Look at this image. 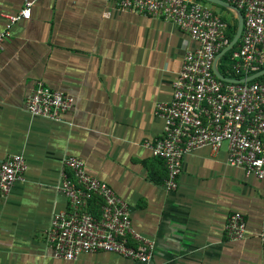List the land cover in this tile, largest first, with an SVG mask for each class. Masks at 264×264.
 Here are the masks:
<instances>
[{
  "label": "crops",
  "instance_id": "1",
  "mask_svg": "<svg viewBox=\"0 0 264 264\" xmlns=\"http://www.w3.org/2000/svg\"><path fill=\"white\" fill-rule=\"evenodd\" d=\"M26 1L0 0V30ZM201 1L238 24L233 9ZM11 33L0 48V162L22 153L27 169L0 194V264H264V180L229 164L224 143L186 152L169 190L164 161L146 145L162 135L156 103L171 100L184 55L196 45L187 32L113 0H34ZM226 53L219 69H227ZM38 79L74 97L61 120L27 111ZM68 154L128 203L133 229L155 241L148 263L110 251L53 256L44 230L68 206L59 189ZM235 211L247 223L241 240L226 234Z\"/></svg>",
  "mask_w": 264,
  "mask_h": 264
},
{
  "label": "built area",
  "instance_id": "2",
  "mask_svg": "<svg viewBox=\"0 0 264 264\" xmlns=\"http://www.w3.org/2000/svg\"><path fill=\"white\" fill-rule=\"evenodd\" d=\"M113 1L121 10L173 22L196 43L184 55L173 81L171 100L156 103L155 113L164 120L162 135L146 142L165 163L166 188L177 187L186 152L205 145L217 151L224 143L229 164L264 180V75L236 82L222 80L214 71L217 54L233 38L230 23L201 0ZM227 1L242 11L244 24L223 74L246 77L264 68V0ZM33 3L26 1L18 14L9 16L6 29L0 30V48L11 36L12 24L30 17ZM73 106L72 95L53 89L41 79L26 99L30 114L58 121ZM26 169L22 153L1 161L0 194L6 195L16 181H24ZM59 189L66 195L68 206L56 211L44 230L54 257L77 259L84 253L110 251L150 261L155 241L133 229L128 203L110 184L88 173L81 157L64 156ZM225 229L230 239H244V215L231 213ZM259 237L264 243L263 230Z\"/></svg>",
  "mask_w": 264,
  "mask_h": 264
},
{
  "label": "water",
  "instance_id": "3",
  "mask_svg": "<svg viewBox=\"0 0 264 264\" xmlns=\"http://www.w3.org/2000/svg\"><path fill=\"white\" fill-rule=\"evenodd\" d=\"M208 1H211V2L217 3L219 5L233 9L237 13V17H238V24H237V29H236V33H235L234 37L232 38L230 43L217 54V57L215 59L214 71L218 75V77H220L222 80H225V81L243 82V81H248V80H251V79H254V78H257L259 76L264 75V68L254 72V73H252L246 77H230V76L224 75L219 70V68L217 66V61L223 54H225L228 50H230L239 40V37H240L242 29H243L244 17H243L242 11L236 5H234L233 3H230L227 0H208Z\"/></svg>",
  "mask_w": 264,
  "mask_h": 264
},
{
  "label": "trees",
  "instance_id": "4",
  "mask_svg": "<svg viewBox=\"0 0 264 264\" xmlns=\"http://www.w3.org/2000/svg\"><path fill=\"white\" fill-rule=\"evenodd\" d=\"M236 28H237V24H234V26H232V28H231V33H230L231 38L233 37L232 35L235 33ZM236 47H237V44L234 45L233 49H235ZM233 49H231L230 51H228L226 53V55L223 56V58H225V60H226L227 56L230 54V52ZM219 67H220V70L222 71V73H227V71L225 70V67L223 66V64H220Z\"/></svg>",
  "mask_w": 264,
  "mask_h": 264
},
{
  "label": "rangeland",
  "instance_id": "5",
  "mask_svg": "<svg viewBox=\"0 0 264 264\" xmlns=\"http://www.w3.org/2000/svg\"><path fill=\"white\" fill-rule=\"evenodd\" d=\"M229 12V11H228ZM228 17V16H227Z\"/></svg>",
  "mask_w": 264,
  "mask_h": 264
}]
</instances>
